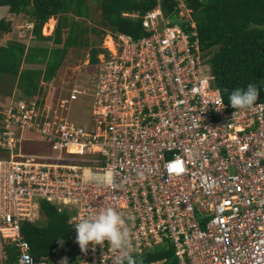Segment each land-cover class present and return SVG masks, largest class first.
Here are the masks:
<instances>
[{
  "label": "built area",
  "instance_id": "2783aa9c",
  "mask_svg": "<svg viewBox=\"0 0 264 264\" xmlns=\"http://www.w3.org/2000/svg\"><path fill=\"white\" fill-rule=\"evenodd\" d=\"M173 2L170 12L163 0L122 12L140 19L139 36L104 29L91 84L60 96L41 82L0 108V154L9 151L0 156L3 264H57V256L34 258L21 232L42 213L38 201L58 212L77 206L75 264H112L107 242L84 252L75 230L108 207L124 218L139 264H164L143 262L158 247L171 248L175 264H264V100L229 107L191 9ZM82 94L90 119L79 124L66 112ZM37 142L52 152L30 151Z\"/></svg>",
  "mask_w": 264,
  "mask_h": 264
},
{
  "label": "trees",
  "instance_id": "16d2710c",
  "mask_svg": "<svg viewBox=\"0 0 264 264\" xmlns=\"http://www.w3.org/2000/svg\"><path fill=\"white\" fill-rule=\"evenodd\" d=\"M191 9L196 23V37L203 50L211 54L209 58L215 85L220 89L224 101L234 109L229 100L231 92L237 88L246 89L249 83L260 89L257 101L264 100V0H184ZM100 10L101 31L124 32L139 36V19L122 16V12L144 13L154 6L155 0H97ZM175 2L163 0L166 12L172 11ZM0 6H8L10 13H24L33 23L32 32L39 40L50 41L45 46L26 48L23 43L8 41L0 45V82L7 77L17 80L23 96L37 92L39 80L54 81L59 65L70 47L89 46L88 32L83 27L89 18L87 0H0ZM51 16H56L53 34L44 36L41 28ZM43 26L48 33L53 25ZM10 22L0 19V31H10ZM89 31L96 33L94 27ZM216 49L214 50V48ZM99 48L91 46L89 61L94 63ZM45 64L44 68H23L21 62ZM41 212L45 217L42 224L24 221L21 232L29 244L31 254L55 256L67 259V264H75L72 227L65 210L58 212L55 206L42 201ZM61 240L63 245H61ZM7 262L14 259L13 245H4ZM167 257L164 264H175L171 248L158 247L143 262Z\"/></svg>",
  "mask_w": 264,
  "mask_h": 264
},
{
  "label": "clouds",
  "instance_id": "9594fccd",
  "mask_svg": "<svg viewBox=\"0 0 264 264\" xmlns=\"http://www.w3.org/2000/svg\"><path fill=\"white\" fill-rule=\"evenodd\" d=\"M131 12H138V11H131ZM51 17H55V19L54 20L50 19ZM51 17H49L47 21L44 22L43 24L44 26L50 20L53 21V25L48 31V33L45 34L43 32L44 36H50L53 34V30L56 25L57 19L56 16H51ZM133 19H139V18H133ZM33 23L34 21L28 23L31 24V27L25 28L26 30L29 29L31 33H33L32 32ZM26 24L27 23H25L22 26H25ZM43 26L41 28L42 30H43ZM104 33L105 31L103 32V34ZM99 52H100V48L97 54ZM87 58H88L87 63H90L89 52ZM91 64L93 65V63ZM41 82L50 84L51 85L50 90H55V86H53L52 81H45L44 79H41L39 85ZM38 89L39 86L37 88V91ZM31 95H26V96H31ZM259 95H260V89L254 84L249 83L246 89L237 88L233 90L229 95V100L231 106L236 110L251 109L256 104ZM26 96H21V97H26ZM223 107H224V102L223 100H221V102L217 105V110L219 111ZM75 230L77 232L76 242L79 244L82 251L87 252L90 243L94 250L97 245L104 247L105 242H107L109 246V252H112L114 254L112 258V264H137V260L133 255L136 249L133 246L132 234L129 228L126 226V222L124 218L115 208L112 207L105 208L104 210L100 211L98 214L90 218H84L78 221L75 225ZM61 245H63L62 240H61ZM27 264H33V260L31 257L27 258ZM61 264H67V259L65 258L63 261H61Z\"/></svg>",
  "mask_w": 264,
  "mask_h": 264
},
{
  "label": "rangeland",
  "instance_id": "374dc122",
  "mask_svg": "<svg viewBox=\"0 0 264 264\" xmlns=\"http://www.w3.org/2000/svg\"><path fill=\"white\" fill-rule=\"evenodd\" d=\"M87 4L89 6L90 13H89V18L85 20L83 27L88 29L87 30L88 32L86 33V35H84V37L86 39L88 38L89 46L85 47L86 44L82 43V46L80 48L69 49V52L67 53V56L65 57L64 61L59 65V69L53 81V86H55L56 95L65 96L67 93V89L69 87L76 85L79 88H83L84 86L91 84V81L93 79V77L90 76L93 66L91 63H87L88 62L87 53L90 46L99 47L101 45L103 32L101 31L100 10L97 0H87ZM26 21H27L26 17L23 14L15 18V22H14L15 23L14 25H16V29L14 30L15 33L14 34L12 32L10 33L11 35L13 34L12 35L13 39H17V30H21V28H18V26L24 25ZM48 26L49 25L47 23V27ZM89 27H94L100 31L93 33L92 31H89L90 29ZM1 34L2 32L0 31V35ZM41 34L44 35L43 30L41 31ZM31 44L34 43L31 42ZM215 49L216 47L214 48V50ZM86 89L87 88H84V90ZM8 90L9 89L7 86H5V80H4L3 84L0 85V91H3L5 93ZM89 102L90 100L88 96H86L85 94L77 95L76 97H74L68 106L66 112L67 118L79 124L86 123L90 119ZM0 103L4 104V99L1 95H0ZM29 148H31L30 151H34V152H40V153L52 152L49 145L42 142L34 143ZM13 152H17V149H13ZM2 153L3 154L2 155L0 154V156L8 157L9 151L5 150ZM38 203L41 204L42 201H38ZM76 210H77V206H75L73 210H69V209L65 210V212L68 213L69 222L71 216L75 214ZM44 220H45L44 215L40 213L38 220L35 222H37L38 224H42ZM1 249L2 248H0V251ZM0 254L1 255L3 254L2 251L0 252ZM55 259L57 264H61V261H63V258L61 257H56Z\"/></svg>",
  "mask_w": 264,
  "mask_h": 264
},
{
  "label": "crops",
  "instance_id": "0c3cea01",
  "mask_svg": "<svg viewBox=\"0 0 264 264\" xmlns=\"http://www.w3.org/2000/svg\"><path fill=\"white\" fill-rule=\"evenodd\" d=\"M22 14L26 17V20H27L26 23H30V22L33 21L27 15H25L24 13H18V14L10 13L8 11V6H0V19H4V20L9 21L10 22V26H11V30L10 31L4 32V33H2L0 35V45H5L8 41H17V42L23 43L26 48L42 47V46L50 48L51 45H52V43L50 41L39 40L37 37H35V34H33V33H31L29 31V29L28 30H26V29L17 30V39H13L12 35L15 33L14 30L16 29V25H14L15 24L14 23L15 22V18L20 16V15H22ZM50 19L54 20L55 17H51ZM49 22H48V24H49ZM18 28H22V25L18 26ZM11 32L13 33L12 35L10 34ZM27 34H28V36H27ZM23 39H25V40H23ZM31 42H33L34 44H31ZM72 48H74V47L68 48V50H67V52H66V54L64 56V59L67 56V53L69 52V49H72ZM87 55H88V53H87ZM64 59H63V61H64ZM44 66H45V64L41 65V64H37V63H28L26 61H22L20 69H23V68H35V67L36 68H38V67L44 68ZM40 80H39V82H40ZM52 83H53V81H52ZM1 84H3V81L0 82V85ZM5 86H7L9 90L7 92H5V93L3 91H0V95L4 99V104L0 103V108H3L5 106V104L9 103L13 98H15L17 96H23V93L21 92V89L17 85V80H12L10 77H7V79L5 81ZM38 86H39V84H38ZM3 262L4 261L1 259L0 263L3 264ZM5 262H7V260H5ZM7 263H9V262H7Z\"/></svg>",
  "mask_w": 264,
  "mask_h": 264
},
{
  "label": "bare ground",
  "instance_id": "6f19581e",
  "mask_svg": "<svg viewBox=\"0 0 264 264\" xmlns=\"http://www.w3.org/2000/svg\"><path fill=\"white\" fill-rule=\"evenodd\" d=\"M50 22H53L52 20H50Z\"/></svg>",
  "mask_w": 264,
  "mask_h": 264
}]
</instances>
